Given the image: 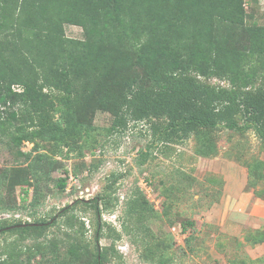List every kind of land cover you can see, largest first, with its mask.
<instances>
[{
	"label": "trees",
	"instance_id": "1",
	"mask_svg": "<svg viewBox=\"0 0 264 264\" xmlns=\"http://www.w3.org/2000/svg\"><path fill=\"white\" fill-rule=\"evenodd\" d=\"M257 2L0 0V143L13 151L32 144L21 153V165L0 169V234L16 236L1 243L0 264L121 262L113 244L120 234L113 230L111 245L99 246L100 204L112 206L111 186L75 204L93 214L92 245L84 223L72 214L63 221V240L38 242L47 225L55 224L51 221L11 220L18 209L17 187L21 202L32 189V206L39 202L41 183L65 189V177L52 179L62 167L56 156L64 149L96 147L98 111L111 116L106 134L124 130L129 121H145L151 144L191 138L194 154L203 158L216 156L220 129L250 130L264 141V25L247 13V5ZM65 25L80 27L83 39L67 38ZM211 79L223 85L208 83ZM149 157L141 151L138 164ZM245 166L255 193L254 186L264 183V160L254 158ZM256 195L264 198V188ZM68 208L63 212L74 209ZM151 213L136 190L125 204L123 231L134 230L136 237ZM252 236L248 243H264L263 232ZM29 238L32 244H22ZM143 241L145 259L155 260L153 247ZM254 262L264 264V257Z\"/></svg>",
	"mask_w": 264,
	"mask_h": 264
},
{
	"label": "rangeland",
	"instance_id": "2",
	"mask_svg": "<svg viewBox=\"0 0 264 264\" xmlns=\"http://www.w3.org/2000/svg\"><path fill=\"white\" fill-rule=\"evenodd\" d=\"M247 13L259 25H264L263 7L247 5ZM248 23H251L249 19ZM64 34L70 39H83L82 30L77 26L65 25ZM208 83L223 85L216 79ZM111 121L107 112H96L93 120L98 129L96 147L87 150L83 146L81 152L70 153L64 149L56 156L62 167L52 174V179L64 176L67 179V169H70L77 177V184L66 192L57 189L54 182L41 183L36 206L30 204L32 189H29L26 201L21 202V189L17 187L18 209L12 213L15 218L10 217L11 220L23 223H33L37 219L51 221L55 224L47 225L38 242L54 236L63 240L66 231L63 221L72 214L84 223L85 240L92 245L93 214L75 204L79 200L93 199L111 186L112 206L105 209L100 204L104 234L99 246L111 245L113 230L120 234L113 244L121 262L109 258L106 264H260L254 261L264 257V243H248L247 236L253 237L258 231L264 233V198L256 195L264 188V183L254 186L255 193L248 187L245 162L254 158L264 160V141L250 130L234 134L220 129L216 135V156L203 158L194 154L191 138L154 145L151 144L149 124L145 121H129L124 130L109 135L105 130ZM31 148L32 144L24 143L20 150L13 151L0 143V169L21 165V153ZM141 151H148L150 157L139 165ZM136 190L144 195L153 213L144 224H139V233L135 237L134 230L124 232L122 225H126L125 204ZM233 203L243 207L240 212L229 211ZM67 207L74 209L63 212ZM255 208L256 214L252 215ZM187 222L191 226H187ZM14 238L15 235L0 234V245L4 239ZM141 241L149 243V248L153 247L155 260L145 259L148 250ZM32 243L29 238L22 244ZM60 249L62 253L64 249Z\"/></svg>",
	"mask_w": 264,
	"mask_h": 264
},
{
	"label": "built area",
	"instance_id": "3",
	"mask_svg": "<svg viewBox=\"0 0 264 264\" xmlns=\"http://www.w3.org/2000/svg\"><path fill=\"white\" fill-rule=\"evenodd\" d=\"M68 171H69V174L67 175V185H66V187H65V191L66 192H68L69 191V187H71V186H73V185H75V184H77V177L76 176H74L73 174H72V172H71V170L70 169H67ZM65 177V176H64ZM121 196V195H120ZM123 196H121V198H122ZM4 217H7V218H10L11 217V215L10 214H5V215H3ZM15 218V217H14Z\"/></svg>",
	"mask_w": 264,
	"mask_h": 264
},
{
	"label": "crops",
	"instance_id": "4",
	"mask_svg": "<svg viewBox=\"0 0 264 264\" xmlns=\"http://www.w3.org/2000/svg\"><path fill=\"white\" fill-rule=\"evenodd\" d=\"M258 2H257V5H260L261 7H263L264 8V0H257ZM247 198H248V195H246V198H245V200H247ZM244 199V197H241V200H243ZM239 203V202H238ZM240 203H242L241 201H240ZM233 205H234V203H233ZM231 206L230 207V209H229V211L230 212H240L241 211V209L243 208V207H240L239 206V204H235L234 206ZM242 205H243V203H242ZM255 211H256V208L255 209H253L252 211H251V214L253 215H255L256 213H255ZM233 217V216H232Z\"/></svg>",
	"mask_w": 264,
	"mask_h": 264
}]
</instances>
